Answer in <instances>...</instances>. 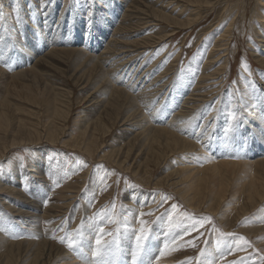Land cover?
Masks as SVG:
<instances>
[{"label":"bare ground","instance_id":"obj_1","mask_svg":"<svg viewBox=\"0 0 264 264\" xmlns=\"http://www.w3.org/2000/svg\"><path fill=\"white\" fill-rule=\"evenodd\" d=\"M3 1L5 5H7V7L2 8L0 12V49L2 47L5 49L7 47H10L11 45L9 44L8 39L13 36H17V33L12 32V29L9 30L6 24H9V22L11 24V21H19L20 24L25 25V30L22 31L21 37L24 36L25 40H28V38L35 39V37H37L36 40L39 39L42 47L44 49L48 48V51L45 54L50 55L49 57L52 56L54 61H56V63L61 66L59 71H65V65H68V69L73 68V74L70 73V71L67 72L66 70V76H68V73H70L74 81L78 83V87L88 92V90L91 89L90 86L92 84L93 86H95L93 93H91L89 96L92 97L94 101H98L97 105L95 104L96 106L99 105L98 109L101 108V110H105L106 113H108L109 110L113 111L119 109V117L122 116V119H124L121 120L124 124V128L121 130L133 131L134 129V131H136L137 129H139L140 131H137V133L145 135L146 138L144 141H149L147 142V145H149V147L146 148L145 145L144 148L145 154L149 151L152 153H156L158 150L156 151L154 149L155 147L151 146V143L159 145V142H162L164 148L168 149L171 154L175 153L180 155L181 157L183 156L182 154L192 153L196 150L201 152H199L200 155H198L200 163H198L197 161L199 160L197 159L196 161V157L194 158L192 155H186L187 157L183 160L182 170L186 183L184 185L186 187L182 190V193L184 195L183 197L186 198V201L190 203L189 205L195 204V202H197L199 199L202 200V197H207V192L199 189V184L209 185V187L207 188L209 190L212 186V180H217L216 185H218L216 187L223 186V193L218 200L216 199L217 204L213 205V203H209L207 207L212 211L219 210L221 206H223L224 208V203L225 201H227L226 197L229 194L228 187L231 183L230 180L233 176H236L237 171L239 172V169L242 170L244 167H246V169L243 173L246 175L248 174V180L244 181V179L239 177L238 184L241 189H239L238 187L237 190L233 189L230 195L234 196L236 194L245 193L247 195V201L249 202L247 206L248 208L254 206L261 200H264V88H262L261 91L259 90L260 92L257 91L258 87L255 84L256 80L254 79L253 75H249V77H247L246 75L251 72L244 71L241 74V77L246 78H244V80L242 81V85H244L243 90L238 92L230 88L229 92L223 93V97L219 94L220 98L211 108L210 112H207V109H209L208 103L211 100L212 94L214 95L221 89L220 84L224 81L223 78L226 79L229 77V75L225 74H228L231 65L228 51L231 38L235 35L234 30H240L241 33L249 32L250 36L248 46L250 47L251 54L257 62L264 66V0L254 1L255 5L254 8L252 7V17L248 21V26H246L248 19L246 18L247 0H239L236 2L224 0L226 4L224 6L225 10L221 13L220 18L217 21L220 25H218V27L209 34L205 32L208 30H205L203 32L206 33L205 35H203L206 36V38L208 37L209 39L202 43V46L199 49V55L195 57L196 61L193 64V68L187 75L183 76V80L181 81L177 80V78L173 80L172 77L169 79L170 76L163 75L168 71L167 69L169 67L166 68V70L163 71L160 75L153 76L156 71H159L161 69V64L155 67H152L150 64V67H148V65L144 66V62L142 63L141 61V59L147 55V52L149 51L148 47L150 44H153L157 48L160 46L159 43L163 42L164 39L169 35L168 33H166V30H163L160 27L161 25H159L158 21H165L168 24H173L170 25V27H173L174 30L189 29L192 26L194 27V25L196 23L198 24V22L200 21V9L202 7L199 6L204 5L205 8H214L218 4V2L222 0ZM172 3L173 5H175V7L172 8V11H174L175 15H173L171 12H166V7L169 9V7L172 6ZM61 4L62 9L60 10L59 18L57 19L58 22L56 24V27H53L52 21L56 15L55 12H57V8L61 6ZM81 5L84 6V8H81ZM69 11H71L70 14ZM91 12L93 19L92 22L89 23V25H92L93 34H90L88 36V39L85 41L86 43L84 45H80V42L85 35V31H81L80 26L77 25L83 26L85 20L87 21V18L91 14ZM117 12H121L122 16L119 20L116 21L115 26L111 29L112 32L108 36L111 38V40L107 44V47H104V49H102L101 47L104 44V42L102 41L105 40V38L103 39V36H105L106 34L108 35L110 29L109 25H114L115 15ZM6 16L9 17L5 19L4 17ZM20 18L22 21H20ZM5 20L7 21V23L4 22ZM75 26H77V29H74ZM145 27L147 28L145 31L146 36L142 38L140 42H142V44L149 43V45L147 44L145 46L134 48V45H132L133 41H128V38L131 36L130 30L136 28L132 31L138 32ZM248 28H250V30H248ZM108 37H106V39ZM63 39H71L72 46L78 45L77 48H67L66 46L62 47L61 41ZM203 52L204 54H202ZM4 56L5 55H2L1 59H3ZM17 65L20 69H18V71L14 73V76L18 77L24 75V72L27 71V69L24 70L23 68L24 64L21 62ZM28 70L32 71L33 73L38 72V70L33 71L32 68ZM50 71L57 72L53 68V66L52 68L50 67ZM195 71H197L198 75L194 77ZM126 73L129 75H127ZM43 76L49 77L51 83L54 81L52 79L53 77H51V75H48V72H45ZM258 76L264 83V70H260V72H258ZM195 78L197 80H195ZM126 81H128V85H125ZM117 82H120V84L124 85V87L126 86V89L129 90V93H125V91H123L122 87H120ZM173 82L175 83L173 84V87H171L170 83ZM46 83L50 84L48 82ZM89 83H91V85ZM60 86L63 85L61 84ZM188 86H190V92L187 91ZM46 87L48 88L51 101H54L58 104L56 107L54 106L53 113L58 114V112L60 111L61 114L65 115L63 106L59 105L61 103V100H63L67 96H70V89L66 87L58 88L55 85L54 87L46 85ZM185 90L186 93L182 94ZM130 91L136 94V96H140L144 100L152 101V103L148 104L147 106L149 110L147 108L148 111L147 114H145L146 116L138 111L135 102V99L137 98L135 96L133 97ZM111 94L113 95L112 101L108 102V96H110ZM165 94H170V96L166 97L167 95L165 96ZM58 96L64 98L58 100ZM160 96H165L166 100H164L162 107H158L159 109H156L154 108V105H156L157 103V101H155V98H160ZM180 97L181 102L183 103L178 104V98ZM199 103L200 105L203 103V105H201L200 107H196L197 105H199ZM226 105H229L230 108H234L235 110L238 109V111L240 112L237 117L238 119L236 120H234L233 113L230 115V117L228 116L224 118L223 121L226 123L225 126L227 127H225L224 131H219V129L216 127L218 126V121H215L214 119H216L218 112L222 114L225 113ZM92 106L93 105H91V107ZM154 112L156 113L155 116H157L156 120L163 121V118L169 116L170 113L172 114V116L170 115L171 118L165 122V126H153L152 128L151 125H149L150 123L148 124V122L149 117L155 114ZM15 113L16 111L13 110V105L11 104L9 97L5 96L0 104V125H6V129L8 126L14 123V125L18 126V128L24 129L26 125L21 122V119L15 118ZM86 113V117L84 115L85 118L83 119V125H86V128L83 129L82 127H80L82 129H78L81 131V133L86 134L84 136V139L86 140L85 147L89 154L93 155L96 151L99 153L101 148H103V158H106L108 156H118L120 157V160L118 159V161H121L120 163L122 165H125V167L130 166L132 160L134 162L140 163L138 162L140 153L138 152V154H136V152H132L134 151L135 145L131 144L129 141L123 142L120 145L118 144L119 146L116 145L117 142L116 144H111L110 151H105L106 147L109 146L104 145H102L101 148L98 149L100 141H104V136L110 131V129L109 126H107L105 123H100V121H98L100 119L98 116H93V114L89 112ZM98 115L100 116V114ZM200 116H202L203 118V123L201 125L198 124L199 120H201L199 119ZM94 126L95 129H97L98 133H101V136H103L100 140L98 137L96 141H93L94 135L92 129L94 128ZM191 126H193L194 128L192 130V134L190 133V130L192 129ZM197 126L198 128L200 127L202 129L198 130ZM209 126H211V128H209ZM48 133L50 136L48 138H50L51 141L55 142L59 139L60 132L56 136L55 133H57V131H49ZM224 135H226L227 140H224L222 142L220 139ZM151 137H153V140L150 143ZM31 141L33 140L29 139V141H27L24 138H14L2 153L4 154V152L9 148H15V145H24L30 143ZM39 142H42V139H39L37 143ZM69 143V141H66V144L70 145ZM75 143H79V141L76 139ZM218 143L221 144V147L214 151L213 154L211 151ZM144 144L146 143L143 142V146ZM203 144H207V147ZM78 146L80 148L82 147L80 145ZM159 147L162 146L159 145ZM42 148L49 150L45 147ZM146 150L148 151L146 152ZM159 152L161 153L160 150ZM233 152L235 155H233ZM2 153H0V156L2 155ZM246 153L248 155L258 153L263 157L252 161L250 159L247 160L244 158L241 160H234V158H231V156L237 155L244 156ZM219 154H228L225 157L227 161H220V157H218L219 159H217V157L216 159L213 158V156L215 157V155L218 156ZM51 170H53V167H51V169H47L48 173L49 171L51 173ZM72 170L70 169V171ZM192 170L194 171L190 173ZM77 172H79V170L76 171V174ZM134 172L138 174V171ZM196 174L199 176L198 179H195ZM42 178H44V176ZM0 189L13 192L16 191L14 188L8 186ZM215 193L216 191H211L210 199H213ZM61 194L62 192H60V195ZM131 194L132 198L134 196H137H133L132 192ZM144 201L145 199H143L142 197L138 198L137 200L139 204L150 206L152 203L149 202V200L145 202ZM133 202L135 201L133 200ZM229 205L230 204H228V206ZM130 206H133V204H131ZM56 207L62 208V206H60L59 204H57ZM87 207L86 209H88ZM20 214L21 213H19V215ZM137 214H139L138 210ZM227 216L228 212L224 208L221 218L224 219ZM252 216L254 218H260L262 220H258V226L253 227V225H251L252 229H250L251 231H249L254 233H264V210L258 211L257 214H254ZM137 218L140 219V216H138ZM99 219L100 217L93 219H84V223L81 225L83 228L81 233L84 238L83 244L80 245L79 241L77 240L76 242L78 249H74L72 253H66V251H64L62 247L54 244L55 242L52 243L51 241H49V239L47 240L44 238V240H41L39 242L24 240V242H18L17 244H15V242L9 241L4 236L0 235V264H22L23 262H27L26 264H97L101 263V260L103 262H108V264H131V253L134 251V238L133 234L128 236L126 232L123 234L121 243L119 242V247L115 250V254L106 253L102 255L103 258L94 255V242L97 238V231L99 229L98 225L105 223H100ZM27 220L25 219L24 221ZM28 221L31 220L29 219ZM193 221V219L182 220L179 219V217H175L167 213L159 218V220L150 229L149 235L151 238L146 242L147 256L144 257L142 264H148L149 260L152 261V264H175L174 259L171 257H174V254L176 252L175 250L179 248L181 244L178 239L179 237H181V234L186 231V228L188 229ZM261 225H263V227ZM28 227L29 228L26 229L31 230L32 235L38 234V230L37 228H35L34 224H28ZM107 233V230H103V232L100 233V237L104 243H110V241L106 242V240H104V237L102 236L107 235ZM81 234L79 232L76 238ZM125 235H127L128 237L125 238ZM45 237L48 236L45 235ZM262 237L264 238V235ZM173 239L174 242H172ZM165 241H169L168 247L164 249V255L159 256V258L157 259L156 257L158 256V253L160 252ZM21 244L23 248L20 247ZM243 246L244 244L240 242L239 236L230 237L219 235V233L214 234L211 237V240L206 248V253H204L201 257L199 264H214L216 259L224 255L227 251H240L239 249H243ZM9 247H16L17 249L16 251H14ZM168 252L170 253L168 254ZM95 258L100 259L95 260ZM22 259H24L25 261H23ZM40 259L43 260L40 261Z\"/></svg>","mask_w":264,"mask_h":264},{"label":"rangeland","instance_id":"obj_2","mask_svg":"<svg viewBox=\"0 0 264 264\" xmlns=\"http://www.w3.org/2000/svg\"><path fill=\"white\" fill-rule=\"evenodd\" d=\"M230 1L236 2L239 0ZM254 1L255 0H247L246 18L248 19L246 26H248V21L252 17V9L255 5ZM173 3L169 9L166 7V12H171L175 15L174 11H172V8L175 7ZM225 5V1L222 0L214 7L215 9L205 8L204 5L199 6L202 7L200 9V21L198 20V24L196 23L194 27L192 26L193 28L191 27L189 29L174 30L173 27H170V25L173 24H168L165 21H158L159 25H161L160 27L167 31L166 33L169 34V37L167 36L163 42H160V46L157 48L153 44H142V42H140V40L146 36V27L138 32L132 31L136 28L130 30L131 36L128 38V41H133L131 42L132 45H134V48L145 46L147 44L149 45V51L147 52V55L142 58L143 60L141 59V61L142 63L144 62V66L148 65V67H150V64L152 67L161 64V69L156 71L153 76L160 75L166 70V68L169 67L167 69L168 71L163 75L170 76L169 79L172 77L173 80L177 78V80L181 81L183 80V76L187 75L193 68V64L196 61L195 57L199 55V49L202 46V43L209 39L204 35L206 33H211L218 27V25H220L217 21L220 18L221 13L225 10ZM4 7L6 8L7 5H5L3 0H0V12ZM81 8H84V6L81 5ZM61 9L62 4L57 8V12H55L56 15L52 21L53 27H56ZM70 13L71 11H69V14ZM9 16L4 18L6 19ZM121 16V12H117L115 15L114 25H109V32L107 30L108 35L106 34L103 36V39L105 38V40L102 41L104 42L101 47L102 49L107 47V44L110 42L111 38L108 36L111 34V29L115 26L116 21L119 20ZM92 19L93 17L91 12L87 21L85 20L83 26L77 25L80 26L81 31H85V35L81 40L80 45H84L88 36L93 34L92 25H89V23L92 22ZM7 21L5 20L4 22L7 23ZM20 21H22L21 18ZM14 22L11 21V24L9 22V24L7 23L6 25L9 30L12 29V32H16L17 36H13L8 39L9 44L11 45L10 47H7L6 49L2 47L0 49V104L5 96L9 97L11 104L13 105V110L16 111L15 118L21 119V122H23L26 127H24V129H20L13 123L5 129L6 125H0V153L6 149L11 140L14 138H24L27 141L32 139L33 141L24 145H15V148H9L0 156V188L8 186L16 190L13 192L0 189V229H3L0 230V235L4 236L9 241L15 242V244L18 242H24V240L39 242L45 238L47 240L49 239L52 243L55 242L54 244L62 247L66 253H72L74 249H70L66 242L61 243L60 241L62 238H71L75 240L79 232L80 234L82 233L83 228L81 225L84 223L83 221L86 218L93 219L100 217V223H105L99 224L98 227H102L104 231H108L107 235H102L104 240H106V242H111L116 239L121 243L122 236L125 232L128 236L133 234L134 238L141 227H144L146 229V234L149 235L150 229L153 225L166 213L179 217V219L182 220L193 219V223L201 218L211 217V220L206 221L203 226L198 227L196 231H185L181 234V237L178 239L181 244L179 248L175 250L176 252L174 251V257H171L174 259L175 264H182V262L185 261H190V264H199L202 255L206 253V248L211 240V237L218 233L223 236L243 237V239H240V242L244 244V246L243 249H239L240 251H227L224 255L217 258V262L215 261L214 264H260L261 259L264 258V238L262 237L264 233L250 232V229H252L251 225H253V227L259 225L258 220L260 218H254L252 215L257 214L258 211L264 210V200H261L254 206L248 208L247 206L249 202L247 201V195L245 193L236 194L234 196L230 195L233 189L237 190V187L241 189L238 184L239 177L244 179V181L248 180V174L246 175L243 173L246 167L242 170L239 169L236 176H233L230 180L231 183L228 187L229 194L226 197L227 201L224 203V208L228 212L227 217L224 219L221 218L224 211L223 206L216 211H212L207 207L209 203H213V205L217 204L216 199L218 200L223 193V186L216 187L218 185H216L217 180H212V186L209 190L207 189L209 185L199 184V189L206 191L207 197H202V200L199 199L195 202V204L189 205L190 203L186 201V198L183 197L184 195L182 193V190L186 187L184 185L186 183L182 170L183 160L188 155H192L194 158L196 157V161L197 159L199 160L198 155H200V151L196 150L192 153H185L182 154L183 156L181 157L175 153L171 154L168 149L164 148L162 142H159V145L162 147H159L158 144H152L151 141L153 140V137H151V146L155 147L154 149L158 151L156 153H152L150 151L147 152L148 150H146L147 153L145 154V145L146 148L149 147V145H147V142L149 141H144L146 138L145 135L138 134L137 131H140L139 129L136 131H134V129L133 131L121 130L124 128V124L121 120L124 119H122V116L119 117V109L113 111L109 110L108 113H106L105 110H101V108L98 109L99 105L96 106L98 101H94V99L89 96L93 93L95 86L89 83L91 85V89L88 90V92L78 87V83L74 81L73 77H71L72 75L70 74H73V68L68 69V65H65L67 72L70 71L68 76H66V70L59 71L61 66L54 61L52 56L49 57L50 55L45 54L48 51V48L44 49L39 42V39L36 40L37 37H35V39L28 38V40H25L24 36L21 37L22 31L25 30V25L20 24L19 21ZM77 26H75L74 29H77ZM248 30H250V28H248ZM204 31L206 33H203ZM234 31L235 35L231 38L228 51L231 65L228 74H225L229 75V77L226 79L223 78L224 81L220 84L221 89L214 95L212 94L211 100L208 103V113L218 101L220 95L223 97V93L229 92L230 88L238 92L243 90L244 85H242V81L245 77H241V74L244 71L251 72L247 75L245 74L247 77H249V75H253L256 80L255 84L258 87L257 91H261L262 88H264V83L258 76V72H260V70L263 71L264 66L257 62L251 54L250 47L248 46L250 36L249 32H243V34L240 30ZM106 37L108 38L106 39ZM69 40L63 39L61 41V46H66L67 48H77L78 45L72 46L71 39ZM202 54H204V52ZM2 55H5L3 59H1ZM21 62L24 64V70L27 69V71L24 72V75L16 77L14 76V73L20 69L17 64ZM52 66L57 72L50 71V67L52 68ZM31 68L33 71L38 70V72L33 73L28 70ZM45 72H48V75L53 77L52 79L54 81L52 83L50 82L49 77L43 76ZM196 75H198L197 71H195L194 77ZM196 78L195 80H197ZM61 81L66 85H64ZM46 82L50 84H47ZM57 83L60 85L62 84L63 86H60ZM117 83L120 87H122L125 93H129L126 86L124 87V85H121L120 82ZM174 83L175 82L170 83V86L173 87ZM46 85L51 87H54L55 85L58 88L66 87L70 89V96L65 98L58 96V100L64 98L61 100L59 106H63L65 115L61 114L60 111L58 114L53 113L54 106L56 107L58 104L51 101ZM125 85H128V81L125 82ZM186 90L182 94L186 93ZM187 91L190 92V86H188ZM130 93L133 97L135 96L137 98L135 99V102L138 111L146 116L145 114H147V111L149 110L147 106L148 104H151L152 101L144 100L140 96H136V94L131 91ZM165 96L169 97L170 94H165ZM165 96L155 98L157 103L154 105V108L159 109L158 107H162L164 100H166ZM108 97L107 101L111 102L113 95L111 94ZM179 103H183L181 102V97L178 98V104ZM91 105L93 106L91 107ZM201 105H203V103ZM201 105L199 103L196 107H200ZM86 112L93 114V116H98L100 118L98 121H100V123H105L110 129V131L105 134L103 139L104 141H100L98 149L104 145L109 146L106 147L105 151H110L111 144H116L117 142L116 145L119 146L123 142L129 141L131 144L135 145L134 151L132 152H136V154H138V152L140 153L138 157V162L140 163L132 160L131 165L125 167V165L120 163L121 161H118V159L120 160V157L118 156H108L103 158V148H101L99 153L96 151L93 155L89 154L85 147L86 140L84 139V136L86 134L81 133L80 131L82 128H86V125H83V119L87 114ZM239 112L240 111H238V109L235 110L234 108H230L229 105H226V111L224 114L218 112L216 119L214 120L218 121V126L216 127L219 131H224L225 127H227L225 126L226 123L223 121L224 118L228 116L230 117L233 113L234 120H236L238 119L237 117ZM98 114H100V116ZM155 115L156 113L151 115L152 117H149L148 124L150 123L149 125H151L152 128L153 126H165V122L171 118L170 115L172 116L170 113L169 116L163 118L165 121H162L156 120L157 116ZM199 119L201 120H199L198 124L201 125L203 123L202 116H200ZM78 128H80V130ZM191 128L190 133L192 134V130L194 128L193 126H191ZM209 128H211V126H209ZM201 129L202 128L200 127L198 128V130ZM92 130L94 135L93 141H96L98 137L99 140L103 137L101 136V133H98L97 129H95V126ZM49 131H57L55 136L60 132L59 139L55 142L51 141L50 138H48L50 137L48 133ZM39 139H42V142L37 143ZM76 139L79 143H75ZM220 140L222 142L227 140L226 135L222 136ZM66 141H69L70 145L66 144ZM143 142L146 143L144 146ZM78 145L82 147L80 148ZM203 145L207 147V144ZM220 147L221 144L218 143L211 152L214 154V151ZM227 155L219 154L218 156H213V158L216 159L217 157V159H219L218 157H220V161H227L225 158ZM233 155H235L234 152ZM260 155L261 154L258 153L250 155L246 153L244 156L237 155L231 156V158H234V160H241L244 158L252 161L263 157ZM197 162L200 163V160ZM51 167H53V170H51V173L50 171L48 173L47 169H51ZM70 169L74 170L70 171ZM78 170L79 172L76 174V171ZM134 171H138V174ZM193 171L194 170L190 173ZM43 176L44 178H42ZM198 177L199 176L196 174L195 179H198ZM211 191H216L213 199H210ZM60 192H62V196L60 195ZM131 192L133 193V196H137L132 198ZM140 197L145 199V201L149 200V202H152L151 205L139 204L137 200ZM133 200L135 202H133ZM57 204L62 206L63 210L62 208L56 207ZM131 204H133V206H130ZM228 204L230 205L228 206ZM173 205L176 206L175 211H173ZM86 207L89 210L86 209ZM242 208H246L247 210ZM136 209L139 214H137ZM57 210L60 211L58 212ZM19 213L21 214L19 215ZM138 216H140V219L137 218ZM25 219H30L31 221H24ZM141 221L144 223L141 224ZM28 224H34L35 228L38 230V234H34L35 236L32 235V231L26 229L29 228ZM261 226L263 227V225ZM45 235L48 237H45ZM128 236L125 235V238ZM187 240H195L196 246L191 247L186 245L184 242ZM20 247L23 248L22 244ZM9 248L14 251L17 249L16 247ZM169 253L170 252H168V254ZM98 259L100 258H95V260ZM22 260L25 261L24 259ZM41 260L43 259H40V261ZM26 263L23 262L22 264ZM103 264H108V262H103Z\"/></svg>","mask_w":264,"mask_h":264},{"label":"snow or ice","instance_id":"obj_3","mask_svg":"<svg viewBox=\"0 0 264 264\" xmlns=\"http://www.w3.org/2000/svg\"><path fill=\"white\" fill-rule=\"evenodd\" d=\"M23 186V185H22ZM173 211H175L176 206L173 205ZM211 220V217H204L199 220H197L195 223H193L189 229H186L187 232L196 231L198 227H202L203 224ZM144 222L141 221V224ZM3 230V229H0ZM103 232V228H99L97 231V238L95 239V250L94 255L97 257H102L103 254L106 253H112L115 254V250L119 247L118 240L114 239L110 243H104L100 237V233ZM231 235V234H229ZM150 235L146 234V229L144 227H141L139 229V232L134 236V251L131 253V264H142L143 258L147 256V248H146V242L150 239ZM175 239V238H174ZM174 239L172 242H174ZM239 239H243V237H240ZM79 241V244H83V235H79L76 240H73L71 238H62L61 243H67V246L70 249H76L77 248V242ZM169 241H165L160 252L158 253L157 259L159 256L164 255V249L168 247ZM186 245L195 247V240H187L184 242ZM239 246V245H237ZM101 264H103V261L101 260ZM148 264H152V261L149 260ZM182 264H190V261L182 262ZM260 264H264V258L261 259Z\"/></svg>","mask_w":264,"mask_h":264}]
</instances>
